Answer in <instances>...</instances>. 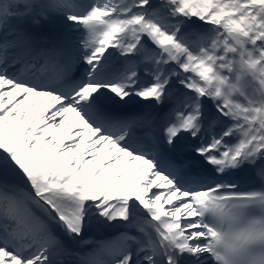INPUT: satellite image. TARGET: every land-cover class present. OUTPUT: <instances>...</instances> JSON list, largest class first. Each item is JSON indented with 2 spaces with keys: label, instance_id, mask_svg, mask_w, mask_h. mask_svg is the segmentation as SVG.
<instances>
[{
  "label": "snow or ice",
  "instance_id": "snow-or-ice-1",
  "mask_svg": "<svg viewBox=\"0 0 264 264\" xmlns=\"http://www.w3.org/2000/svg\"><path fill=\"white\" fill-rule=\"evenodd\" d=\"M0 264H264V0H0Z\"/></svg>",
  "mask_w": 264,
  "mask_h": 264
},
{
  "label": "bare ground",
  "instance_id": "bare-ground-1",
  "mask_svg": "<svg viewBox=\"0 0 264 264\" xmlns=\"http://www.w3.org/2000/svg\"><path fill=\"white\" fill-rule=\"evenodd\" d=\"M73 117H74V114H73V116H70V119H73Z\"/></svg>",
  "mask_w": 264,
  "mask_h": 264
},
{
  "label": "rangeland",
  "instance_id": "rangeland-1",
  "mask_svg": "<svg viewBox=\"0 0 264 264\" xmlns=\"http://www.w3.org/2000/svg\"><path fill=\"white\" fill-rule=\"evenodd\" d=\"M67 142V141H66Z\"/></svg>",
  "mask_w": 264,
  "mask_h": 264
}]
</instances>
